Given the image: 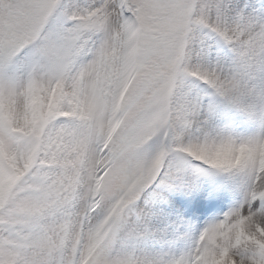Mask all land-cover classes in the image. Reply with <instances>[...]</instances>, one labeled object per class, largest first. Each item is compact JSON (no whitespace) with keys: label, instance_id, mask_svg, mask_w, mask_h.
<instances>
[{"label":"snow or ice","instance_id":"obj_1","mask_svg":"<svg viewBox=\"0 0 264 264\" xmlns=\"http://www.w3.org/2000/svg\"><path fill=\"white\" fill-rule=\"evenodd\" d=\"M0 264H264V0H0Z\"/></svg>","mask_w":264,"mask_h":264}]
</instances>
